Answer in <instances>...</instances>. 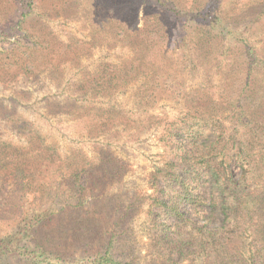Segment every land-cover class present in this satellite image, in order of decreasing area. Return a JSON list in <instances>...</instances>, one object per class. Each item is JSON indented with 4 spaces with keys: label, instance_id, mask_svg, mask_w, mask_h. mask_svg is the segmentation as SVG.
<instances>
[{
    "label": "rangeland",
    "instance_id": "obj_1",
    "mask_svg": "<svg viewBox=\"0 0 264 264\" xmlns=\"http://www.w3.org/2000/svg\"><path fill=\"white\" fill-rule=\"evenodd\" d=\"M27 2L0 0V240L47 212L18 253L71 263L111 241L127 264H264V0ZM223 158L234 183L212 188L206 165ZM174 171L230 195L236 222L205 251L202 219L151 207L181 192Z\"/></svg>",
    "mask_w": 264,
    "mask_h": 264
},
{
    "label": "trees",
    "instance_id": "obj_2",
    "mask_svg": "<svg viewBox=\"0 0 264 264\" xmlns=\"http://www.w3.org/2000/svg\"><path fill=\"white\" fill-rule=\"evenodd\" d=\"M26 0V6L29 7L30 3ZM250 62H248L249 70H251L252 65ZM264 63V62H262ZM259 68V65H255V67ZM180 148V147H179ZM181 150V149H180ZM182 151V150H181ZM184 151V150H183ZM190 153V152H189ZM188 153V157L186 156L187 153H184L181 155L180 158H182L181 162H184L185 167L191 162L190 156ZM182 154V152H181ZM174 166V165H172ZM217 166H220V168H216ZM230 164L227 161V159H220V160H214L212 165L210 163H207L206 165V172L209 177V185L212 188H215V184L220 183L221 180H225L226 182L234 183V174L233 169L230 168ZM191 168V165H189ZM222 170V173L219 174V171ZM218 172V173H217ZM246 172V170H245ZM171 179H168L165 182H168L169 184H177L179 187L183 186V184H186L188 181L187 176L183 177L181 174L178 175L177 171H174L173 176H170ZM181 192L176 191L173 196H170V192L165 193L164 195L156 196L152 199V206L156 207L158 211H160L164 216H173L177 215L180 218L189 221L191 223H194L195 220L200 221L202 219V225L196 224L198 226L197 230L200 234V238L198 241V246L203 249V251L207 250V247L204 246V238L205 240H208L209 246H211V242H213V238H216L217 235L223 234L228 235L230 234V227L231 224L235 223V216L232 214V201H230V195L227 193L226 189L217 188V195L215 194L216 191H211L210 194L204 198L200 194L192 193L190 190L187 189V187H181ZM214 190V189H213ZM215 192V193H214ZM205 199L206 207L208 208L205 213H200L199 209H201V203L198 202V199ZM198 202V203H197ZM180 204H190L192 205L191 210V216L189 219H186L184 217V214L178 213V206ZM200 206V207H199ZM218 214L219 216H223V219L221 221L220 225H213L215 224L216 220H218ZM48 215L47 212L44 214L38 213L37 215H31L27 218H24L20 220L18 223L16 230L14 231L13 235L6 237L2 240H0V259L5 257V255H16L21 258H23L27 264H127V263H121L118 260H115L111 254V241L107 242L104 251L100 252L99 254H95L93 257L86 256L84 254H81L79 257H76L71 263H66L59 255L58 253H55L54 251L48 252L45 250L44 247L40 245L34 244L33 247L29 245H24L23 251L17 252V250H20L22 245L20 246L18 240H16V236L20 238H27L28 232L40 224L44 222V218L46 220V216ZM155 216V215H154ZM234 217V218H233ZM156 218V216H155ZM193 218H196L195 220ZM206 224L212 225L211 228L206 227ZM164 226V239L168 238L171 239L177 246H182L184 244V241L178 240L176 238L170 237L168 235V231L170 229V225ZM208 226V225H207ZM193 237V236H191ZM13 245V246H12ZM12 246V247H11ZM209 250V249H208ZM252 260V259H251ZM250 262V261H249Z\"/></svg>",
    "mask_w": 264,
    "mask_h": 264
}]
</instances>
